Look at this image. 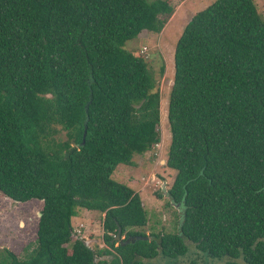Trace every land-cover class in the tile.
Returning <instances> with one entry per match:
<instances>
[{"label": "trees", "instance_id": "1", "mask_svg": "<svg viewBox=\"0 0 264 264\" xmlns=\"http://www.w3.org/2000/svg\"><path fill=\"white\" fill-rule=\"evenodd\" d=\"M172 14L169 0H0V193L42 202L35 247L22 260L4 250L0 264H151L187 243L264 264V19L253 0H216L175 46L166 194L182 211L178 234L114 241L118 228L147 237V213L111 176L161 141L155 78L125 44ZM79 209L104 214L105 249L72 240Z\"/></svg>", "mask_w": 264, "mask_h": 264}, {"label": "rangeland", "instance_id": "2", "mask_svg": "<svg viewBox=\"0 0 264 264\" xmlns=\"http://www.w3.org/2000/svg\"><path fill=\"white\" fill-rule=\"evenodd\" d=\"M216 0H169L173 14L159 34L143 31L136 39L128 41L125 49L141 57L149 65L160 95V143L149 152L134 156L133 166L118 165L111 178L124 184L140 195L147 213V225L139 230L148 239L152 235L178 234L182 211L169 205L167 191L176 172L166 167L171 133L167 120L168 99L174 77L175 46L191 18ZM259 15L264 19V0H253ZM161 69L164 70L161 73ZM56 140H65L61 132ZM162 196V198H158ZM42 202L16 203L0 193V252L8 250L19 260L31 251L36 243V229ZM104 214L79 209L72 219V240L82 239L91 249H105L103 241ZM138 230V229H137ZM124 240V236H121ZM186 255L174 259L158 257L151 264H189L195 260L201 264H227V260H212L187 243ZM107 259V258H106Z\"/></svg>", "mask_w": 264, "mask_h": 264}, {"label": "water", "instance_id": "3", "mask_svg": "<svg viewBox=\"0 0 264 264\" xmlns=\"http://www.w3.org/2000/svg\"><path fill=\"white\" fill-rule=\"evenodd\" d=\"M41 216V214H39V217ZM121 229L118 228V231H117V234L116 236L114 237V241H117L119 242L121 245H127L129 243H135L136 240H145V241H148V237H141V236H136V237H129L125 240H122L121 237Z\"/></svg>", "mask_w": 264, "mask_h": 264}]
</instances>
